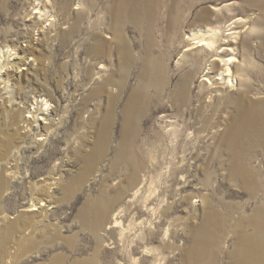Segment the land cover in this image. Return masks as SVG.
Instances as JSON below:
<instances>
[{
	"label": "rangeland",
	"instance_id": "1",
	"mask_svg": "<svg viewBox=\"0 0 264 264\" xmlns=\"http://www.w3.org/2000/svg\"><path fill=\"white\" fill-rule=\"evenodd\" d=\"M188 1L193 5L190 20L202 8L215 4L225 7L231 2L239 4L237 14L247 15L242 6L244 0ZM112 3V0H0V46L16 50L15 62L19 65L34 60L30 72L21 78L10 75L18 97L24 100L32 93H44L54 101L61 116L58 135L36 159L17 149L22 142L18 129L22 109H15L13 116L0 120V264H183L192 231L204 220L211 205L225 219L223 229L220 227L217 232L220 248L217 264H222L225 252L234 247L237 220L251 217L259 207L264 210V147L250 149L253 162L241 169L222 146L229 140L227 131L235 123L234 109L227 107L220 95L210 99L204 94L207 101L196 99L202 91L199 73L188 81L191 102L184 107L183 118L170 102L171 94L191 67L179 60L184 53L187 29L169 32L167 8L161 11L164 19L155 25L153 40H147L146 33L131 22L119 26L125 48L122 72L123 55L116 50V25L105 9ZM251 8L261 12L257 7ZM256 21L258 18L250 22ZM255 24L258 26H254L251 50L242 48L250 30L241 34L237 44L250 54L253 64L264 66V51L259 47L257 34L262 27ZM98 40L110 41V54L99 56L94 51ZM148 49V58L153 57L154 63L157 54L162 57L161 94L157 97L154 77L148 76L147 96L139 100L147 97L144 114L138 120L135 118L138 111L132 109L134 127L126 137V142L135 143L134 150L127 149V161L116 168L123 112L137 94L144 72L143 56ZM102 65L106 68L101 69ZM150 67H155L153 62ZM98 73L117 82L103 96L89 100L90 92L102 80L97 78ZM253 82L256 87L260 85L257 73ZM110 95L119 99L111 100ZM195 107L206 110L204 117L194 112ZM5 110L8 111L5 108L3 113ZM162 116L183 119V127L188 126L190 135L183 130L173 137V131L167 132L161 123ZM105 124L109 127L110 151L102 164L80 178L81 150L93 147ZM257 140L264 145V135ZM15 151L23 162L20 171L23 175L29 171L33 182L28 177L23 182H14L8 176L4 165L9 156L11 160L13 154L18 155ZM131 159L140 163L138 178ZM143 179L144 192L133 199ZM120 182L125 196L116 209H124L120 217L122 225L110 228L112 224L108 221L98 232L88 229L80 216L86 200L101 192L114 195ZM146 196L150 199L149 207L157 208L152 226L147 224L152 217L144 206ZM203 197L207 203L199 201ZM39 202L45 205L31 211ZM159 215L167 219L158 221ZM176 219L182 222V228L175 231ZM141 221L147 224L144 233L156 230L157 239L142 241V234L121 238L122 227L129 233L127 226ZM145 250L151 254H144Z\"/></svg>",
	"mask_w": 264,
	"mask_h": 264
},
{
	"label": "bare ground",
	"instance_id": "2",
	"mask_svg": "<svg viewBox=\"0 0 264 264\" xmlns=\"http://www.w3.org/2000/svg\"><path fill=\"white\" fill-rule=\"evenodd\" d=\"M112 1L113 3L108 5L105 9L116 25V50L120 56L123 55L121 71L123 72L124 67L125 48L122 41L124 37L119 34V26L131 22L135 24L141 32L146 33L147 40H151L155 25L162 22L164 19V15L161 11L167 8L169 32L179 31V29H183V27L184 31L187 29V34L184 38L186 41L184 53L179 60L191 66L189 72L182 81L179 82L176 90L170 96L172 106L179 109V117L183 118L185 112L184 107L191 102L188 81L193 79L195 74L199 73L201 75L200 85L202 91L197 93L196 99L198 101H207L206 96L211 99L213 96L220 95L226 106L234 109L236 113L235 123H233L226 134L229 136V140L222 143V146L229 155L232 156V161L236 167L242 169L244 168L242 165L252 163L253 154L250 149L254 151L259 146L264 147L261 143L263 139L260 142L257 140L259 136L264 135V66L253 64V59L250 54L246 50L240 49L237 43L241 34L250 30L247 35L248 40L243 44L244 46L242 48L248 49L249 47L251 50V44H254L252 42L254 37L253 34L256 32L254 26H258L255 23H259L262 27L261 31L259 29L257 33L260 41L259 47L264 51V0H244V5L242 6L247 11L246 16L237 14L240 8L239 4L237 2H231V4L225 7L215 4L214 6L202 8L196 13L195 19L192 18L191 20V9L193 5H191L188 0ZM200 2L208 3L213 2V0H200ZM183 7H186V12L182 10ZM251 7H257L261 12L258 13L257 10ZM225 10H227L226 15L223 13ZM258 15L260 16L258 17ZM257 18L258 21L254 23L250 22L251 20L253 22V19ZM240 28H242L241 32L239 31ZM108 38L111 37L108 36ZM109 44L110 41L98 40L94 45V51L98 53L99 56H101V54L108 55L111 52ZM148 54L150 56L149 49L143 56L144 72L141 75L142 81L137 89V94L131 97V103L127 106V110L123 112L124 120L121 124L120 140L117 144L114 161V167L116 168H121L127 161V149L134 150L135 143L133 144L131 142L129 144V142H126V137L129 135L128 133L131 132V127H134L132 124L135 118L140 120L142 117L141 113L144 114L147 97H145L144 101L139 102V100H141L144 95L147 96L148 76H150V78L154 77L153 81L156 86L157 97L161 94L160 80L163 74L160 63L162 62V57L160 54H157L158 57L155 58L156 62L154 63L153 57L148 58ZM190 56L192 58H190ZM151 62H153L154 68L150 67ZM255 67L258 68L259 72H256L260 80V85L258 87H256L253 82V77L256 74L254 73ZM100 68L104 69L106 67L102 65ZM102 75L98 73L97 78H102V80L96 85V88L90 92L88 97L89 100L103 96L107 92L108 87L117 82V80L112 77L103 78ZM204 94L207 95L205 96ZM109 98L111 100L119 99L117 95H110ZM214 105L217 104L215 103ZM132 109H135L136 112L138 111V116L135 118L131 116ZM194 112L200 114L202 118L206 110H204L203 107H195ZM165 117L166 116H162L164 119L161 120V123L166 128L167 132L173 131V137L183 132V130L186 131V134L190 135L188 126L185 124L183 127V119L172 116H169V119ZM179 121H182V123ZM103 129L104 132L98 136L93 147H84L81 150L80 161L82 163V170L79 175L80 178H85L92 173L97 168L98 164H102L105 161L110 151L109 127L105 124ZM133 130L139 132L138 128H133ZM136 162H138V160L134 162L131 159L130 163H135V178H138L137 175L142 169L140 163ZM8 175L11 174L8 173ZM143 181L144 182H142L139 188L134 192L133 199L138 198L141 191L144 192L143 187L145 179H143ZM122 185V182H120L119 190L114 192L115 194L112 196L107 192H101L86 200L81 209L80 216L83 224L88 229L93 230V232H98L104 228L108 221L112 224L110 228L122 225L120 217L124 209H116V206L123 202L125 196L121 188ZM144 199L146 200L144 206L151 211L152 217L147 220V224L151 223L152 226L155 224L157 214L155 209L157 208L149 207L148 202L150 199L147 196L144 197ZM199 201L201 203L208 202L205 197L201 198ZM44 205L45 203L43 202L34 204V208L31 209V211H38L40 207ZM166 219L167 218L165 217L164 219L162 215L158 216V221ZM176 221L178 224L175 226V231L182 228V222L178 219H176ZM224 222L225 219L223 216L219 215V212L215 211L211 205L210 209L204 215V220L200 223L198 228L192 231L190 236L191 245L184 254L183 264L218 263L220 248L217 244V232L219 228L223 226ZM139 223L140 224L137 223L127 226L129 233L126 232V228L122 227L121 238H129V236H137V234H142V241L156 238V230L153 231V229H151L147 231L148 233H144V231L146 232L147 224L144 221ZM235 230L234 247L225 252L226 257L222 264H264V210L259 207V210L255 211L251 217L238 219ZM147 252L148 251L145 250L143 253L151 254Z\"/></svg>",
	"mask_w": 264,
	"mask_h": 264
},
{
	"label": "built area",
	"instance_id": "3",
	"mask_svg": "<svg viewBox=\"0 0 264 264\" xmlns=\"http://www.w3.org/2000/svg\"><path fill=\"white\" fill-rule=\"evenodd\" d=\"M17 58L16 50L0 46V120L4 116H13L15 109H22L18 124L22 142L17 149L36 159L43 154V147L45 148L51 139L58 135L61 116L54 101L44 93H32L24 100L18 97L17 86L10 79V75L21 78L22 75L30 72L34 60L30 59L22 66L15 62ZM8 93L10 96H7ZM5 108L8 111L5 110L4 114ZM15 153L18 155L13 154L11 160L9 156L4 165L11 174L8 176L12 177L14 182H23L26 177L29 182H33L29 171L25 175L20 171L23 162L19 152L15 151ZM34 182L36 183L37 179Z\"/></svg>",
	"mask_w": 264,
	"mask_h": 264
}]
</instances>
